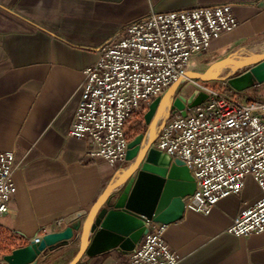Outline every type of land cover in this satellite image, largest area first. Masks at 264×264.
<instances>
[{"label":"crops","instance_id":"crops-1","mask_svg":"<svg viewBox=\"0 0 264 264\" xmlns=\"http://www.w3.org/2000/svg\"><path fill=\"white\" fill-rule=\"evenodd\" d=\"M223 2L232 4L238 23L198 57L205 59V67L216 59L244 60L255 54L264 42V0H0V151L13 152L16 187L0 215L3 256L35 236L63 230L66 220L86 212L129 164L109 166L91 158L86 155L89 141L67 135L83 71L96 61L101 46L150 12ZM241 72L220 67L206 83ZM261 90L264 83L234 92L252 98ZM260 197L256 180L248 175L241 192L219 199L209 214L184 209L164 233L176 264H264V233L243 237L226 231L233 217ZM104 249L84 254L77 264H114V255L124 256ZM77 250L75 243L46 251L30 264L54 257L57 264H67Z\"/></svg>","mask_w":264,"mask_h":264},{"label":"built area","instance_id":"built-area-1","mask_svg":"<svg viewBox=\"0 0 264 264\" xmlns=\"http://www.w3.org/2000/svg\"><path fill=\"white\" fill-rule=\"evenodd\" d=\"M237 23L229 2L150 12L129 23L84 69L67 135L89 141L86 155L91 158L109 166L124 162L131 140L125 134L126 122L183 77L190 70L188 63ZM218 83L200 81L198 91L206 98L188 108L186 116L179 111L168 114L151 147L189 168L195 190L182 199L184 209L203 215L219 199L238 195L251 175L261 197L241 209L226 231L243 237L264 233V100L237 97L227 79ZM13 159L11 150L0 151V215L16 192ZM145 227L137 248L121 258L114 255V264L177 263L164 240L167 225L146 221ZM41 237L32 241L38 243ZM0 264H7L1 253Z\"/></svg>","mask_w":264,"mask_h":264},{"label":"water","instance_id":"water-1","mask_svg":"<svg viewBox=\"0 0 264 264\" xmlns=\"http://www.w3.org/2000/svg\"><path fill=\"white\" fill-rule=\"evenodd\" d=\"M224 63L233 65L235 71H242L227 78L234 91L242 92L264 83V42L250 58L224 57L209 63L201 73L186 72L161 96L155 97L142 111L146 132L130 140L125 155L129 164L120 176L103 189L86 212L66 220L69 225L63 230L45 233L38 243L31 241L13 250L4 256L5 262L30 264L43 252L75 243L77 253L67 264H77L84 254L101 253L105 245L124 255L139 245L147 232L146 221L167 225L179 220L184 213L182 199L195 190L193 177L182 160L172 159L151 145L167 114L179 111L186 116L188 108L206 98V94L198 90L187 98L175 96L179 85L185 80L205 82L211 72ZM164 107L166 111L161 115Z\"/></svg>","mask_w":264,"mask_h":264},{"label":"rangeland","instance_id":"rangeland-1","mask_svg":"<svg viewBox=\"0 0 264 264\" xmlns=\"http://www.w3.org/2000/svg\"><path fill=\"white\" fill-rule=\"evenodd\" d=\"M234 54H230V56H233ZM229 57V56H228ZM205 59H193L191 60L189 63H188V66L189 68L193 71V72H197V73H201L203 70H204V67H205ZM225 66H228V67H231L234 69L233 65H225ZM225 66H220L221 68L222 67H225ZM224 72H220L217 74V76H220L222 75ZM211 79L209 78L207 81H210ZM204 82V81H203ZM206 82V81H205ZM216 85H218L219 83H215ZM197 85H200V81H189V80H185L183 83H181L178 87V89L176 90V96L178 95H182L184 97H189L193 91L195 90H198L197 88ZM210 85H213V83H210ZM252 99H258V100H264V90H261L258 92H256V95L252 97ZM144 109V108H143ZM142 109V111H143ZM166 109L165 107L163 108L162 112H161V115H164ZM168 115V114H167ZM166 115V116H167ZM165 116V117H166ZM164 117V116H163ZM142 118L143 120V117H142V112L141 113H136L134 114L130 119L129 121L127 122V126L125 128V131L126 130H129V127L131 126H135V125H138L139 121H137L136 119H140ZM163 119V118H162ZM140 125H142L143 127L141 128L140 130V133L141 134H144L146 132V125L144 124V121H142L140 123ZM58 257H54L52 259H50L49 261H47L45 264H57V261L55 262V260L57 259Z\"/></svg>","mask_w":264,"mask_h":264},{"label":"trees","instance_id":"trees-1","mask_svg":"<svg viewBox=\"0 0 264 264\" xmlns=\"http://www.w3.org/2000/svg\"><path fill=\"white\" fill-rule=\"evenodd\" d=\"M137 121H139L138 125H135V126H131L129 127V130H126L125 131V134H126V137L130 140L134 137H136L138 134H140V130L141 128L143 127L142 125H140V123L143 121L142 118L140 119H136ZM129 121V120H128ZM127 121V122H128ZM127 122H126V125H125V128L127 126Z\"/></svg>","mask_w":264,"mask_h":264},{"label":"bare ground","instance_id":"bare-ground-1","mask_svg":"<svg viewBox=\"0 0 264 264\" xmlns=\"http://www.w3.org/2000/svg\"><path fill=\"white\" fill-rule=\"evenodd\" d=\"M225 65H231V64H226V63H224V64H222L221 66H225ZM234 67V66H233ZM215 68V67H214ZM163 110V109H162ZM162 112V111H161Z\"/></svg>","mask_w":264,"mask_h":264}]
</instances>
